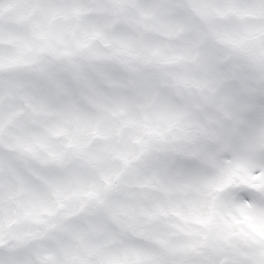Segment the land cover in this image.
<instances>
[{
    "label": "snow or ice",
    "instance_id": "snow-or-ice-1",
    "mask_svg": "<svg viewBox=\"0 0 264 264\" xmlns=\"http://www.w3.org/2000/svg\"><path fill=\"white\" fill-rule=\"evenodd\" d=\"M0 264H264V0H0Z\"/></svg>",
    "mask_w": 264,
    "mask_h": 264
}]
</instances>
